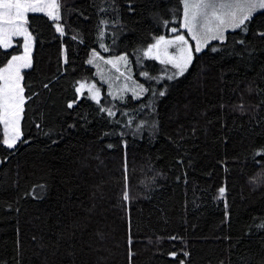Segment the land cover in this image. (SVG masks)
I'll return each mask as SVG.
<instances>
[{
  "label": "trees",
  "instance_id": "1",
  "mask_svg": "<svg viewBox=\"0 0 264 264\" xmlns=\"http://www.w3.org/2000/svg\"><path fill=\"white\" fill-rule=\"evenodd\" d=\"M60 2L63 36L29 14L22 139L0 144V264H264V11L195 54L165 96H126L109 116L76 93L97 82L92 50L132 55L171 36L183 6Z\"/></svg>",
  "mask_w": 264,
  "mask_h": 264
},
{
  "label": "snow or ice",
  "instance_id": "2",
  "mask_svg": "<svg viewBox=\"0 0 264 264\" xmlns=\"http://www.w3.org/2000/svg\"><path fill=\"white\" fill-rule=\"evenodd\" d=\"M183 6L182 19L179 22V28H171L174 34L172 38L160 36L155 43L150 44L143 51V57L158 60L160 64L170 66L175 71L166 76L167 80H175L183 76L193 63L194 55L203 52L212 41L223 43L228 31L241 30L247 32L248 24L258 13L264 10V0H180ZM29 14H42L48 20L55 22L56 32L63 36L64 27L60 23L61 2L60 0H0V50L5 57L10 55L6 63L0 60V125L3 127V138L0 144L7 149H14L21 141V119L24 113V106L30 97L24 95L25 88L22 84L24 79L23 70L30 69L33 66L32 52L34 36L30 31ZM102 23H104L102 21ZM183 30V31H181ZM264 37V32L257 33ZM103 36V32H101ZM194 42V47L190 40ZM22 39V45L19 40ZM243 43V41H240ZM22 46L23 51L19 54H11L9 50ZM101 47H104L101 45ZM175 49V51H170ZM213 52L218 51L212 47ZM105 51L107 49L105 48ZM101 59L94 51L92 58L88 60L89 64ZM123 61L128 63L127 56H120L113 60H105V64L116 67ZM130 71V69H129ZM122 76L125 73H121ZM147 77L148 73H144ZM103 79V77H102ZM119 79V77H117ZM130 80V76H125ZM47 87V85H45ZM85 84L80 83L76 88L78 95H83ZM89 98L100 102V90L95 85H88ZM138 89V91H137ZM137 89H132V97L139 98V93L147 91L143 85H138ZM128 91L127 85L121 89V93ZM164 91L158 93L159 96H165ZM109 95H112L110 92ZM114 99H123V95L114 96ZM75 99L68 104L72 108ZM243 105H241V110ZM101 112H107L109 116L115 115L110 108H101ZM111 147V146H110ZM256 155L264 156V150ZM125 190L123 191V200L130 199L128 191V166L124 164ZM225 188L219 189V197L223 198ZM264 227V225H262ZM175 239V238H173ZM175 256V253H172ZM188 255L187 252L184 253ZM184 264V261H181Z\"/></svg>",
  "mask_w": 264,
  "mask_h": 264
},
{
  "label": "rangeland",
  "instance_id": "3",
  "mask_svg": "<svg viewBox=\"0 0 264 264\" xmlns=\"http://www.w3.org/2000/svg\"><path fill=\"white\" fill-rule=\"evenodd\" d=\"M173 35L174 34L171 32V36L166 37V38L170 39L173 37ZM155 40L151 44L155 43ZM212 42H219V41H212ZM190 44H192L194 47L193 41L190 40ZM101 45L104 46V47H101V53L100 52L98 53L97 51L92 50L89 56V59L92 58V53L95 51L99 55V57H101V59L94 61L93 64L88 63V65L92 66L95 70L94 76L99 86L97 82L95 81L81 82V83L85 84L86 86L83 89V95L87 96L88 98H89V92H88V87H87L88 85H95L96 88L100 90V102L99 103L95 101L94 102L97 104H101L103 108H106V109L110 108L115 113V110H113V106L116 103L123 101L126 96L132 97V89H137L138 85H143V87L147 89V91L143 93H139V98H135V99L143 98L147 93L152 92L153 90H155L156 95L159 96L158 93L160 91H165L166 84L173 81V80H167L166 76L170 75L175 70L172 69L170 66H165V65L160 64L158 60H154V61H156L161 66L160 72H154L153 70L143 68L144 59H148V58L143 57V51L146 50L148 46L145 48L136 49L134 50L132 55H129L128 53H125V52L113 51L112 48L109 47V44H106L105 42L102 43ZM105 48L107 49V51H105ZM170 51H175V49H170ZM102 54H105V55H102ZM120 56H127L128 63L127 65H125L123 61H120L117 64V67L120 70L119 72L116 70V67H113L112 65L104 63L105 60H113ZM121 73H125V75L122 76ZM144 73H148V76L146 77ZM125 76H130L131 79L126 80ZM117 77H119V79H117ZM125 85H127L128 91L121 93V89H123ZM110 92L112 93V95H109ZM121 94L123 95V99L113 98L114 96H119Z\"/></svg>",
  "mask_w": 264,
  "mask_h": 264
},
{
  "label": "water",
  "instance_id": "4",
  "mask_svg": "<svg viewBox=\"0 0 264 264\" xmlns=\"http://www.w3.org/2000/svg\"><path fill=\"white\" fill-rule=\"evenodd\" d=\"M174 258V257H173Z\"/></svg>",
  "mask_w": 264,
  "mask_h": 264
}]
</instances>
